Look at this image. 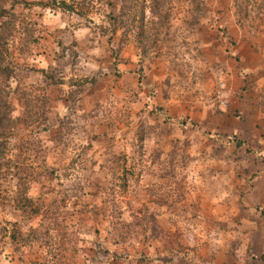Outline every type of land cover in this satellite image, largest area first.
I'll return each mask as SVG.
<instances>
[{
    "label": "rangeland",
    "instance_id": "obj_1",
    "mask_svg": "<svg viewBox=\"0 0 264 264\" xmlns=\"http://www.w3.org/2000/svg\"><path fill=\"white\" fill-rule=\"evenodd\" d=\"M26 1L0 264H264V0Z\"/></svg>",
    "mask_w": 264,
    "mask_h": 264
},
{
    "label": "trees",
    "instance_id": "obj_2",
    "mask_svg": "<svg viewBox=\"0 0 264 264\" xmlns=\"http://www.w3.org/2000/svg\"><path fill=\"white\" fill-rule=\"evenodd\" d=\"M155 3L156 0H146V2ZM17 5L28 6L31 3L26 0H0V181L16 180L17 191L14 201L23 203L25 201L32 202L28 198L29 185L34 183L38 177L42 176L32 164H25L20 158L22 154H13L10 140L15 137L16 128L19 118L13 116L14 107L11 102V96L14 92L10 82L15 79L17 65L14 62L10 49V42L14 37L16 23L19 16L15 12ZM38 6L42 4H37ZM49 7V6H45ZM264 6H258V11L263 10ZM60 9L67 12H75L73 7L67 2L60 3ZM46 79H48L47 75ZM46 121L43 123V130L46 131ZM31 149L32 142L23 141ZM30 151V150H29ZM24 160L28 161V157ZM0 195V204H1Z\"/></svg>",
    "mask_w": 264,
    "mask_h": 264
},
{
    "label": "crops",
    "instance_id": "obj_3",
    "mask_svg": "<svg viewBox=\"0 0 264 264\" xmlns=\"http://www.w3.org/2000/svg\"><path fill=\"white\" fill-rule=\"evenodd\" d=\"M46 23H48V21H47ZM64 28H65V26H64ZM50 31L54 32L53 37H56V34L58 33V32H57V31H58V28H57L56 26L51 27V28H50ZM75 34H76L77 36H79L78 31H75ZM91 35H93L92 31H91ZM44 48H45V47H44ZM39 52H47V50H46V48H45V49H41V50H39Z\"/></svg>",
    "mask_w": 264,
    "mask_h": 264
},
{
    "label": "built area",
    "instance_id": "obj_4",
    "mask_svg": "<svg viewBox=\"0 0 264 264\" xmlns=\"http://www.w3.org/2000/svg\"><path fill=\"white\" fill-rule=\"evenodd\" d=\"M224 96H225V95H223V94H221V93L218 95V97H219L220 99H223Z\"/></svg>",
    "mask_w": 264,
    "mask_h": 264
}]
</instances>
